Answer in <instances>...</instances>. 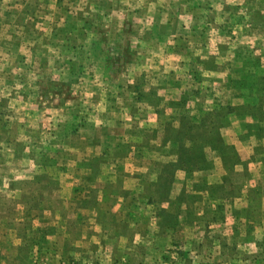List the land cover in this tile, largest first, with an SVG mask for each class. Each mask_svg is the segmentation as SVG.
Listing matches in <instances>:
<instances>
[{
  "label": "rangeland",
  "instance_id": "1",
  "mask_svg": "<svg viewBox=\"0 0 264 264\" xmlns=\"http://www.w3.org/2000/svg\"><path fill=\"white\" fill-rule=\"evenodd\" d=\"M0 264H264V0H0Z\"/></svg>",
  "mask_w": 264,
  "mask_h": 264
}]
</instances>
